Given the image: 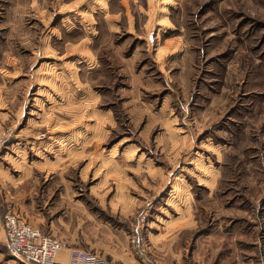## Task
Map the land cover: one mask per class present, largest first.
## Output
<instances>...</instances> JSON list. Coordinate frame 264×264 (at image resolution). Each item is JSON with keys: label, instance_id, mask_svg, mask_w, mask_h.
<instances>
[{"label": "rangeland", "instance_id": "obj_1", "mask_svg": "<svg viewBox=\"0 0 264 264\" xmlns=\"http://www.w3.org/2000/svg\"><path fill=\"white\" fill-rule=\"evenodd\" d=\"M0 138L62 251L264 264V0H0Z\"/></svg>", "mask_w": 264, "mask_h": 264}, {"label": "built area", "instance_id": "obj_2", "mask_svg": "<svg viewBox=\"0 0 264 264\" xmlns=\"http://www.w3.org/2000/svg\"><path fill=\"white\" fill-rule=\"evenodd\" d=\"M2 139L0 138V147ZM5 236L4 248L8 255L28 264H64L58 259L63 244L57 239L43 234L39 229L21 220L13 211L3 218ZM69 264H108L98 254L74 249L69 252Z\"/></svg>", "mask_w": 264, "mask_h": 264}, {"label": "crops", "instance_id": "obj_3", "mask_svg": "<svg viewBox=\"0 0 264 264\" xmlns=\"http://www.w3.org/2000/svg\"><path fill=\"white\" fill-rule=\"evenodd\" d=\"M7 173L4 171V169H0V244L3 245L4 248V244H5V236H4V232H3V221H2V213H3V208H4V203H8L9 202V197H13V192H14V183H12L13 181H10L11 179H9V176L7 177ZM13 190V192H12ZM21 220L25 221L26 223H28L29 225L39 229L43 234L48 235L50 237V234H46L42 231V229L34 224H31L26 217L14 212ZM93 247L91 246V249H88L86 251L95 253L100 255L101 257H104L106 260L109 261V264H116L115 263V258L112 254L107 255L106 253H102L101 251H98L96 249H92ZM5 249V248H4ZM76 248H70L67 252L66 251H61L58 255V259L60 261H62L64 264H69V252L71 250H74ZM85 250V249H82ZM131 264H136V260H132V261H128ZM121 264H126L124 259H122Z\"/></svg>", "mask_w": 264, "mask_h": 264}]
</instances>
